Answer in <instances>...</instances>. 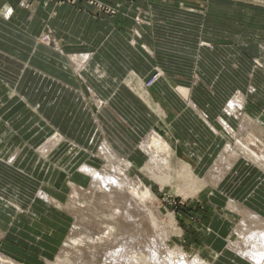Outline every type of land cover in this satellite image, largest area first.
<instances>
[{
	"label": "rangeland",
	"instance_id": "1",
	"mask_svg": "<svg viewBox=\"0 0 264 264\" xmlns=\"http://www.w3.org/2000/svg\"><path fill=\"white\" fill-rule=\"evenodd\" d=\"M53 1L70 5L77 0ZM21 5L24 9L30 8L26 1ZM105 10L108 13V8ZM36 42L53 48L58 46V40L46 21ZM249 61V68L246 64L243 71L233 72L230 87H196L199 79L194 73L191 82L195 87L173 89L187 108L197 89L207 97L208 102H199L202 107L217 100V94H221L224 103L216 107L215 102L209 109L218 111L220 108L224 120H230L227 129L222 127V133L218 135L209 130L202 131L203 135L181 134L189 140V150L179 141L178 133L173 132L171 122L163 123L147 105L159 110L150 103L146 92L164 79V72L158 68L142 80L144 91L140 88V77L133 72L131 79L120 81L125 88L132 90L136 101L132 102L130 114L128 104H119L118 115L126 123L114 122L116 115L109 107V101L88 93L87 111L98 125L84 143L49 127L27 104L21 106L18 116L16 109L12 112L15 104L1 106L0 204L3 209L12 204L17 207L12 205L9 212L0 210V231L3 233L0 253L18 264H77L80 258L91 256L90 245L96 244L103 250L108 246H120L119 241L125 242L122 235L112 241L114 232L122 233L124 226L120 222L123 221L118 218L119 212L118 216L113 212V201L104 195L107 194L104 187L91 186L90 177L81 171L88 165L105 177L116 174L122 180L120 187H113L121 189V198L116 203L122 209L126 201L131 204L132 223L139 233L135 240L149 242L156 234L155 240L160 247L157 254L161 260L176 261L185 257L190 262L197 259L209 264H250L227 248L228 236L241 219L236 213L232 214L230 202L248 211L255 212L247 207L255 209L259 214L255 213L264 218V165L254 157L255 149L258 155H264V147L245 143V135L237 139L241 121L247 117L257 121L258 116L264 115V61L253 56ZM236 63L234 60V69H237ZM133 80H136L135 84H132ZM237 97L252 107L226 114L224 108L228 101ZM146 112L153 116L151 123ZM131 125L138 126V131L130 132ZM111 130L120 133V140H116ZM154 133L174 152L173 155L168 151L160 152L162 145L154 151L158 158L169 162V166L159 165L153 169L154 175L162 177L165 185L147 173L149 157L143 145ZM51 139L53 145L44 149ZM101 145L107 147L103 150ZM12 159H16L15 166ZM214 166L227 173L224 178L221 175L223 179L216 187L202 186V179ZM189 168L193 178L189 177ZM118 169H122L132 181L138 180V184L125 181ZM177 171L179 175L176 176ZM181 174L185 181L179 179ZM190 180L196 181L195 185ZM197 187L200 189L196 190ZM40 193L48 198L39 197ZM112 218H115V224ZM99 231L105 234L99 235L100 239L96 237ZM96 262L107 264L102 263L101 258Z\"/></svg>",
	"mask_w": 264,
	"mask_h": 264
},
{
	"label": "crops",
	"instance_id": "2",
	"mask_svg": "<svg viewBox=\"0 0 264 264\" xmlns=\"http://www.w3.org/2000/svg\"><path fill=\"white\" fill-rule=\"evenodd\" d=\"M45 21L57 48L36 42ZM252 56L264 61V0H77L70 5L0 0V107L15 104L12 112L16 109L18 116L27 104L49 127L83 143L98 125L87 111L88 93L109 101L119 123L124 120L119 104H128L130 114L136 102L120 81L131 79L133 72L142 82L158 68L164 79L146 92L159 110L147 105L163 123L171 122L189 150V140L181 134L209 130L218 135V121L227 125L230 120H224L220 108L209 109L224 103L221 94L203 107L199 102L208 101L202 90L191 97L206 123L173 89L194 86V73L196 87H230L233 72L246 64L249 68ZM147 117L151 123L153 116L146 112ZM138 129L134 125L129 131ZM111 133L120 140V133ZM12 161L15 166L16 159Z\"/></svg>",
	"mask_w": 264,
	"mask_h": 264
},
{
	"label": "bare ground",
	"instance_id": "3",
	"mask_svg": "<svg viewBox=\"0 0 264 264\" xmlns=\"http://www.w3.org/2000/svg\"><path fill=\"white\" fill-rule=\"evenodd\" d=\"M4 14L7 15L8 11L6 10V13ZM72 60L75 62L78 61L77 58H72ZM83 61H84L83 59L80 60V62H83ZM139 84H140L141 91H144L142 83L140 82ZM189 106L192 107V109H194L195 112H197L200 115V118H202L204 122L207 123L206 117L202 114V112H200V110L197 107H195V105L190 103ZM245 107L248 109L249 107L251 108L252 106L249 105L248 102H246L245 100L241 99V97L240 98L237 97L235 99H230L228 101L227 106H225L224 109H225L226 114L232 115L234 110L240 108L243 111V109L245 110ZM218 122L221 124V126L224 129H227V125L224 124L225 122L222 119H220ZM244 135L247 136L245 143L260 144L264 147V115L263 114L258 116L257 121L256 120L252 121L250 117H247L246 120L244 119L243 121H241L239 131L237 134V139H239V137H243ZM161 141L162 139L159 138L155 133L152 135H149V137L146 139L143 145V150L147 153L149 157L148 166L150 169L148 170L146 169L147 173L151 174L154 180L165 185L162 177L154 175L153 169L159 165L169 166V162L166 161L165 159L158 158L154 151L157 149L156 147L158 145L159 146L162 145L159 148L160 152L168 151L172 153V155L174 154V152L170 150L167 143L164 142L163 144ZM47 145L52 146L53 139H51L47 144H45L44 149L47 148ZM101 146L103 147V150L105 149V147H107L105 145H101ZM254 157L262 161L260 162V164L264 165V155H258L256 149L254 150ZM181 167H187V166H181ZM118 170L121 174L125 173L124 171H122V169H118ZM81 171L85 173L88 177H90L91 186H95V187L103 186L104 190L107 192V194L104 193V195L106 197H109L113 201V203L111 201V203L114 204L113 212L117 216L119 212L118 218H120L123 221V223L122 222L120 223L121 225L124 226V229L122 233H120L119 231L114 232L115 239L112 241H117L118 237L122 235L125 237V242L119 241L120 246H118V244L115 247L108 246V247H105V249L103 250L99 249L96 246V244L90 245L89 253L91 254V256H87V258L85 257L80 258L77 264H98L96 260L99 258H101L102 263H107V264H209L208 262L201 263V261L197 259H194L193 261L190 262L189 260H186L185 257L177 259L176 261L161 260L157 254V251L160 249V247L155 240L156 234L155 236L151 238V240H149V242L146 240H141V241L135 240V238L139 235V233L137 232L135 228L136 227L135 223H132V215H131L132 209L130 212L131 204L129 203V201H126V204H124L123 209H122V208H119V204L116 203V201H119L121 198L120 196L121 189L118 190L113 187L114 186H116L117 188L120 187L123 184L122 180L119 177H116V174L112 176L109 174L110 175L109 177H105L100 171L88 165L83 166L81 168ZM168 173L170 174V176H172L171 170H169ZM226 173L227 171L224 172L221 167L214 166L210 171L207 172V175L202 179L201 181V183H203L202 186L210 185V187H213V188L216 187L222 181ZM222 174H223V178L221 177ZM177 175H179L178 171L176 172V176ZM123 176H124L125 181H129V182L131 181L133 184H138V180L134 179L132 181L131 179L127 178L124 174ZM189 177L193 178L190 168H189ZM179 179H181L182 181L186 180L182 174ZM190 182L194 185L196 183V181H192V180H190ZM196 186H198V184H196ZM195 189L199 190L200 187H197ZM40 196L45 199L48 198L43 193H40L39 197ZM107 201H108V198H107ZM12 205H8V209L9 207H12ZM0 206H2V204H0ZM14 206H16V204ZM229 208L232 210L233 214L236 213L235 215H238L239 218L241 219L239 220L238 224L235 226V228L232 230V232L228 236V246H227L228 250L233 252L235 255L239 256L240 258H243L244 260H246L247 263L264 264V218H262L255 212L248 211L242 206L236 205L234 202H230ZM114 219L115 218H112V223H114L115 221ZM96 233H97L96 237L101 234H104L101 231L96 232ZM2 235L3 233L0 231V237ZM99 239H100V236H99ZM213 256L216 257V254H214ZM0 264H18V263H16L12 259L0 253Z\"/></svg>",
	"mask_w": 264,
	"mask_h": 264
}]
</instances>
